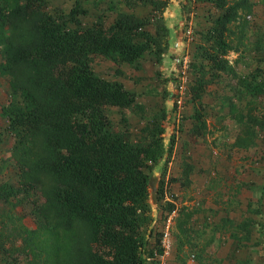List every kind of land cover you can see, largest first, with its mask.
Returning <instances> with one entry per match:
<instances>
[{"label":"trees","instance_id":"trees-1","mask_svg":"<svg viewBox=\"0 0 264 264\" xmlns=\"http://www.w3.org/2000/svg\"><path fill=\"white\" fill-rule=\"evenodd\" d=\"M204 1L215 12L195 34L182 103L195 102V135L207 128L202 95L213 78L224 83V91L249 97L248 104L259 95V103H264V77L254 83L257 73L241 75L227 58L230 52H242L238 45L253 1ZM123 2L130 10L139 3L150 9L139 17L111 6V20L84 25L80 16L87 9L80 0L67 11H51L47 0H0V75L9 77L0 146L8 145V157L17 169V186L0 183V202H9L19 192L31 199L36 225L23 249L33 255L28 264H144L147 236H161L151 227L148 171L163 157L164 129L156 120L147 139L136 142L114 131L106 108L129 109L135 95L122 81L96 73L91 59H108L116 77L123 73L121 65L143 55L161 62L169 46L163 16L169 0ZM260 36L253 42L255 49L263 47ZM221 94L231 101L233 95ZM191 169L185 160L180 176L170 181L187 185ZM163 178L162 173L159 192ZM165 208L168 212L174 205ZM181 215L187 220L189 213L179 209L180 233ZM71 236L76 238L68 245L58 241Z\"/></svg>","mask_w":264,"mask_h":264},{"label":"crops","instance_id":"crops-1","mask_svg":"<svg viewBox=\"0 0 264 264\" xmlns=\"http://www.w3.org/2000/svg\"><path fill=\"white\" fill-rule=\"evenodd\" d=\"M180 2L181 0H169L163 12L164 17L166 12L168 13L166 24L173 30H169L168 52L161 60L162 65L169 56L183 49L175 47L176 42H183L186 48L191 50L192 38L187 40L185 32L178 31L181 24L178 27L172 24ZM171 8L173 12L169 10ZM116 9L134 14L136 12L135 9L130 10L123 0L119 1ZM243 59L253 64L251 70L245 73L258 74L257 79L254 77V83L264 77V56L262 58L261 55L253 54ZM139 63L141 64L138 65ZM140 66L143 67L141 59L133 64L125 63L120 67L123 73L113 79L122 81L126 87V81L130 82L131 75L140 74ZM111 67L115 68V65L112 63ZM127 71L132 74H127ZM245 73L243 74L246 75ZM0 88L7 90L5 102L0 105L2 127L5 125V119L1 115V107L7 104L9 97L8 76L0 75ZM244 91L245 89L240 90L243 93ZM220 93L221 91L215 89L209 93L210 103L205 108L207 128L206 133H202L204 136L200 138L195 135L197 138L185 144L190 151L183 146L177 156L174 155L176 151L171 156L170 153L167 154L168 158L170 156V159H175L174 163L178 159L179 161L174 165V170H170L171 160L167 162L166 177L171 171L175 172V168L181 173L185 160L192 166L188 183L190 187L184 190L185 192H175L179 188L171 183L167 187L169 196L173 199L172 203L177 207L173 225L176 226L177 233L180 231L177 226L179 209L183 207L189 213L187 220L185 215L180 216L184 222V231L181 235L176 234L175 238L180 244L181 238L185 246H195L196 264H264V122H261V119L264 120V103H259L262 95L252 104L247 103L249 97L243 99L240 93L232 96L231 101L220 103ZM262 100L264 101L263 98ZM247 113H250L252 120L248 119ZM181 139L175 136L174 147H177L178 140ZM204 231L208 234V239L202 249L194 238ZM188 263L189 260L185 261V264Z\"/></svg>","mask_w":264,"mask_h":264},{"label":"rangeland","instance_id":"rangeland-1","mask_svg":"<svg viewBox=\"0 0 264 264\" xmlns=\"http://www.w3.org/2000/svg\"><path fill=\"white\" fill-rule=\"evenodd\" d=\"M47 1L51 11L55 9L67 11L75 0ZM119 1L120 0H80L82 6L87 9V14L80 16L82 23L87 25L98 19L105 21L111 20L114 10L119 5ZM252 1L253 13L249 19V25L242 39V44L238 45L242 52H230L227 55L228 60L232 62V64H235L236 70L241 74L250 71V68H252L253 65L252 63L245 65V63H243L244 56L253 54H255V56L261 55L262 58L264 56V0ZM111 6L114 9L113 11H110L112 10ZM148 7L150 6L137 5L134 8L136 11L135 14L137 16H144ZM169 10L173 12L172 8ZM175 12L176 15L173 18L172 24H174V27H178L181 24L178 29L180 33L185 32L190 25L192 26L193 33L190 37L192 38L191 42L193 46L195 34H197L198 30L204 27L206 20L211 17L215 11L210 8V5L204 0H181ZM168 16L169 15L166 12V17L164 18H169ZM170 29L171 31L173 30L172 27L169 28V30ZM261 34L262 36H260V38L261 43H263V47L261 49H255L253 42H255V40L259 38L258 35ZM232 40L233 44L237 45V40ZM254 49L256 51H254ZM172 57L173 56H169L168 59H166V62L162 65L161 62H155L146 55H143L140 58L143 62V67L140 66V74L131 75L129 78L130 82L126 81V87L134 93L136 103L131 108L126 110L119 109L117 107L106 108V113L112 120L111 128L114 131L125 134L127 139L131 141L136 142L144 140L145 138L147 139L148 134L153 129V124L156 123V120L159 121V125H161L164 129L162 133V138H165L163 141L164 152L162 157L164 159L162 160V158H159L148 171V202L151 208V227L157 230L161 235L164 221L161 214L167 213V209L165 208L167 203L174 205V203H172L173 199L169 196V190L167 187L170 183L173 186H177L179 188L175 191L177 193H183L185 192L184 190L190 187V184H187L184 188H181L183 185H180L179 182L170 181V177H177L180 175L176 168L175 172L171 171L170 175L166 177L167 162L171 160L172 165L170 170H174V165L179 161V159L174 163L175 159H170V156L175 151L176 153L174 155L177 156L179 150H183V146L185 147L187 142H191L192 139H195L198 136H195L191 130L193 117L191 114L192 111H194L195 102L191 99L185 102L184 107L182 106L185 113H182L183 108L181 107L179 110L174 102V92L176 90V86L174 74L175 70L172 68ZM235 60H237V62H235ZM111 64L112 62L101 56H94L91 59L92 69L101 76L109 79L116 77V73L114 72V68L111 67ZM140 64L141 63L138 65ZM127 74L132 73L127 71ZM215 84H217V86ZM223 84L224 83L217 78H213L210 82L206 83L205 91L203 93L204 95H202V104H204L205 108H207L210 103L209 93L213 89L224 92L225 96L235 94L232 93V91L234 92L233 89H231L232 91H224ZM220 95L222 96L221 93ZM6 97L7 90H5V88H0V105L5 102ZM221 101L224 102L226 100L220 97V103H222ZM205 114L207 117V112ZM143 128L147 129L142 131ZM205 133L206 132H204V134ZM204 134L201 136L199 135V137L202 138ZM175 136H179L180 139L182 138L181 136H183L181 140H178L177 147H174ZM185 148L187 151H190L188 147ZM169 153L170 156L168 158L167 154ZM8 155V145L2 144L0 146V183L9 182L14 184V186H17V169ZM162 173L164 177V186L162 187L163 192H159ZM17 194L18 195L11 198L9 202H0V264H14V261L17 263L20 262V264H28L27 259L32 258L33 256L23 250L25 248V240L30 232L29 230H32L36 225L31 199L23 193L19 192ZM166 198H170V200ZM175 228L176 226L172 227L170 236L172 238L173 249L171 250V254L164 259L163 264H185V261L188 260L192 253L195 254L196 264L195 246H191L189 244L185 246L180 238L181 246L177 247L179 241L175 238V236L176 234L181 235V233L180 231L177 233ZM190 234L191 232L189 235ZM75 238L76 237L71 236L70 238L58 241L60 243L62 242L64 245H68L72 240H75ZM160 238L161 236L159 238L157 237L156 240V237L153 235L147 236V242L143 251L145 258L144 264H160V262L155 259L153 254L155 250H159ZM207 239L208 234L204 231L199 232L198 235L195 236L194 241L198 242V247L203 249ZM150 251L152 254H150Z\"/></svg>","mask_w":264,"mask_h":264},{"label":"built area","instance_id":"built-area-1","mask_svg":"<svg viewBox=\"0 0 264 264\" xmlns=\"http://www.w3.org/2000/svg\"><path fill=\"white\" fill-rule=\"evenodd\" d=\"M193 33V28L190 25L185 31L186 39L188 40ZM183 42H176L175 47H183L182 50L177 51L173 54V66L175 70V92H174V102L177 105V108L180 110L182 103L184 101V96L186 93V85L188 81V67L190 60L189 50L186 48ZM185 46V47H184ZM185 48V49H184ZM177 216V207L174 205V209L168 211L165 214L163 226H162V235L160 238L159 250L154 251L155 259L163 264L164 259H166L172 250L171 243V228L174 225V220ZM188 264H194V254H191L188 258Z\"/></svg>","mask_w":264,"mask_h":264}]
</instances>
